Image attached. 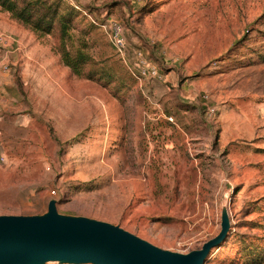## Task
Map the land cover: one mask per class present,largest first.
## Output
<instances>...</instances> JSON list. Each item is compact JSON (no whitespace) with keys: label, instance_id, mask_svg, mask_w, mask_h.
<instances>
[{"label":"rangeland","instance_id":"1","mask_svg":"<svg viewBox=\"0 0 264 264\" xmlns=\"http://www.w3.org/2000/svg\"><path fill=\"white\" fill-rule=\"evenodd\" d=\"M62 2L92 57L82 75L59 73L80 89V120L52 84L27 123L23 108L0 107V215L43 214L57 199L62 214L188 253L219 233L226 208L230 233L204 264H264V0H77L122 21L129 56L140 49L165 81L136 78L105 31ZM58 35L45 39L60 55Z\"/></svg>","mask_w":264,"mask_h":264},{"label":"water","instance_id":"2","mask_svg":"<svg viewBox=\"0 0 264 264\" xmlns=\"http://www.w3.org/2000/svg\"><path fill=\"white\" fill-rule=\"evenodd\" d=\"M230 230L225 208L216 236L199 249L175 252L107 221L62 214L51 199L43 214L0 215V264H204Z\"/></svg>","mask_w":264,"mask_h":264},{"label":"crops","instance_id":"3","mask_svg":"<svg viewBox=\"0 0 264 264\" xmlns=\"http://www.w3.org/2000/svg\"><path fill=\"white\" fill-rule=\"evenodd\" d=\"M0 30L11 37L6 46H0V107L12 111L23 108V121L27 123L31 120L30 111L36 110L34 98L44 97L40 86L52 84L57 92L61 89L56 94L61 96V107L67 108L68 115L63 112L64 116H73V124H76V120L79 122L80 110L76 109V101L79 103V100L76 95L79 97L80 92L76 90L80 89L74 88L73 92L66 89L71 77L66 78L59 73L68 74L70 71L69 67L61 63L60 55L54 50L56 41L52 43L46 40L45 35L36 33L13 18L9 12L2 10ZM73 78L75 82L76 77Z\"/></svg>","mask_w":264,"mask_h":264},{"label":"trees","instance_id":"4","mask_svg":"<svg viewBox=\"0 0 264 264\" xmlns=\"http://www.w3.org/2000/svg\"><path fill=\"white\" fill-rule=\"evenodd\" d=\"M0 8L41 35L58 30V51L61 62L76 75H82L90 63L87 42L74 32V8L65 7L62 0H0Z\"/></svg>","mask_w":264,"mask_h":264},{"label":"built area","instance_id":"5","mask_svg":"<svg viewBox=\"0 0 264 264\" xmlns=\"http://www.w3.org/2000/svg\"><path fill=\"white\" fill-rule=\"evenodd\" d=\"M70 1L74 7L84 11L85 14H87V11L82 9L77 0ZM87 15L91 17V20L95 24L99 25L105 31L114 50L136 78H150L160 81L166 80L167 75L161 73L159 68L154 65L140 49H134L132 51L134 56H129V53L132 49L130 48L128 39L125 35V25L122 21L110 17L103 18L102 21H98L93 15ZM10 38L11 37L7 33L0 30V46H6ZM205 115L208 119H213L216 115L215 108H207ZM1 159L2 161H6L4 155H1ZM51 193L56 194V190L52 189Z\"/></svg>","mask_w":264,"mask_h":264}]
</instances>
